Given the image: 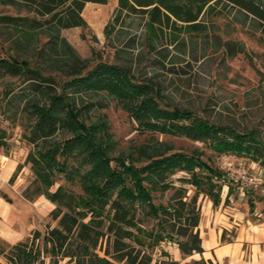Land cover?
I'll use <instances>...</instances> for the list:
<instances>
[{"label":"trees","instance_id":"obj_1","mask_svg":"<svg viewBox=\"0 0 264 264\" xmlns=\"http://www.w3.org/2000/svg\"><path fill=\"white\" fill-rule=\"evenodd\" d=\"M107 1L0 0L16 11L0 15V24L10 27L11 42V55L0 56V77L22 80L16 91L11 82L4 84L0 110L16 116L21 106L26 113L24 139L33 145L26 161L35 175L37 192L55 204L50 213L57 218L56 226L43 234L35 230L32 237L14 245L0 244V256L6 261L0 264H44L46 258L49 264L65 258L73 264H151L148 250L164 240L177 242L183 258L202 252L197 201L202 194L213 206L220 203L222 186L228 183L223 171L204 160L199 148L175 151L162 141L116 155V141L104 115L92 119L90 114L98 104L91 96L99 92L116 99L145 130L199 140L218 155H246L264 165V137L256 129L239 130L209 122L189 108L166 107L164 84L154 75L137 76L125 64L102 60L90 65L91 59L76 53L61 30L87 28L82 16L85 3ZM211 1L118 0L115 12L149 13L144 44L152 51L171 17L185 22L186 31L193 30ZM226 1L257 20L264 34V0ZM111 23L105 26L106 36ZM59 72L65 78L58 79ZM177 172L183 174L171 179ZM60 174L65 184L51 191ZM187 185L193 188L189 199ZM170 188L173 192L166 204L153 201L152 191ZM232 188L229 184V191ZM138 210L155 220V228L141 224ZM177 263L168 257L155 264ZM183 264L208 263L201 256Z\"/></svg>","mask_w":264,"mask_h":264},{"label":"rangeland","instance_id":"obj_2","mask_svg":"<svg viewBox=\"0 0 264 264\" xmlns=\"http://www.w3.org/2000/svg\"><path fill=\"white\" fill-rule=\"evenodd\" d=\"M112 1V0H111ZM189 4V0H182ZM195 20L197 25L193 30L183 29L185 22L177 21L173 17L163 26V32L154 40L157 46L149 51L144 44L149 13L144 11L131 12L124 10L121 14L113 11L104 21V28H97L91 23L92 11L83 10L88 27H70L61 30V36L70 42L80 57L91 59L90 65L102 60L107 63L127 65L133 74L155 76L164 84L166 107L189 108L209 122L230 124L236 129L253 128L264 137V41H262V26L260 23L226 0L209 2ZM90 12V13H89ZM15 14L12 7L0 2V15ZM99 23L97 18H94ZM111 20L109 35L104 33L105 24ZM182 26V27H181ZM174 32L175 39L171 33ZM83 34V35H82ZM43 39V37H41ZM11 55L10 27L0 24V56ZM158 60V62H157ZM58 79L65 78L60 74ZM21 79L12 75L0 77V98L5 83H10L14 91L21 87ZM93 101L98 100L97 106L91 110L92 119L104 115L109 132L116 141L113 153H125L132 147L140 144H153L162 141L171 145L175 151L191 152L193 149L203 151L202 158L211 165L221 168L225 160L232 163L242 162L246 167H251L250 158L246 155L237 157L227 153L218 155L211 151L202 141H194L185 136L164 134L159 131L143 129L133 119L127 110H123L112 96L99 92L91 96ZM1 100V99H0ZM5 103V101L3 102ZM20 105V102H17ZM17 105V107L19 106ZM15 106V110L17 109ZM21 107V106H20ZM18 108L16 116L9 111L0 110V153L18 162L15 167L16 175L9 182L1 177L0 195L5 193L12 202L22 200L30 205L28 214V235L38 230L41 234L52 229L57 224L53 219L51 210L55 204L51 203L43 194L37 192V182L30 163L26 161L27 153L33 145L24 139L26 113ZM259 163V161H257ZM261 164V163H259ZM262 165V164H261ZM183 173L177 172L171 176L175 180ZM62 175L55 179V185L65 184ZM181 182L175 181V185ZM187 199L193 193L189 185ZM80 192L79 187H73ZM230 199L215 206L208 197L199 195L197 204L200 208L199 237L214 229L221 231L228 224V214L225 209L234 207L245 215L240 223L246 225L264 223V185L257 186L246 195L240 194L233 186ZM173 189L166 191H152L155 203L166 204L170 199ZM221 198H225V188L222 187ZM23 221L27 214L22 211ZM137 217L142 219L141 224L147 228H155V220L148 218L138 210ZM233 224V222H232ZM16 226L13 224L12 226ZM25 227V222L23 228ZM26 228H24V231ZM24 239V238H23ZM228 239V238H226ZM206 245H209L207 243ZM101 246H105V240ZM178 248L174 240H164L148 250L152 253L151 264L158 263L162 258H170V252ZM102 254V249H98ZM161 251L167 252L168 255ZM228 252L227 249H224ZM181 253V252H180ZM197 255V254H195ZM198 256L183 258L177 256V264H183ZM2 262H6L2 257ZM44 264H49V258ZM58 264H73L69 258L61 260Z\"/></svg>","mask_w":264,"mask_h":264},{"label":"crops","instance_id":"obj_3","mask_svg":"<svg viewBox=\"0 0 264 264\" xmlns=\"http://www.w3.org/2000/svg\"><path fill=\"white\" fill-rule=\"evenodd\" d=\"M117 3L118 0H108L107 3L87 2L82 9V16L86 21L87 18L83 10L90 9L92 11L91 23L95 24L97 28L102 29L104 28V21L108 18L109 13L113 11ZM94 18H97L99 23H96ZM250 164L251 166H256L259 163L251 160ZM17 166L18 162L14 158L0 153V173L3 179L9 180V182L12 181L14 179H12V176L16 175L14 169ZM222 187L225 188L226 195L225 198H221L219 204L222 202L223 205V201L227 196L228 199L231 198V193L229 192L234 189L232 188L229 191L228 183H224ZM239 193L246 195L250 192L248 190L239 191ZM28 207L30 208V205L22 200L12 202L5 193L0 195V244H4L5 246L14 245L29 236L28 214L26 213ZM22 211L27 214L25 221L21 219ZM225 211L228 214L226 217L229 220V227L224 225L220 232H217L216 229H214L213 233L208 231L202 239V252H195L190 256H198L199 259L202 256L208 264H264V223H257V225L241 224L239 220H241L240 218L243 219L244 212L237 211L234 207H229ZM24 222L25 231L23 228ZM13 224L16 226L15 228L12 227ZM207 243L209 245H206ZM224 249H227L228 252H225ZM170 255L172 258L177 259V256L181 255L179 248L171 251ZM1 259L2 257L0 256V261Z\"/></svg>","mask_w":264,"mask_h":264},{"label":"built area","instance_id":"obj_4","mask_svg":"<svg viewBox=\"0 0 264 264\" xmlns=\"http://www.w3.org/2000/svg\"><path fill=\"white\" fill-rule=\"evenodd\" d=\"M221 170L228 183L238 191H248L264 185V165L256 164V166L246 167L242 162L232 163V161L225 160Z\"/></svg>","mask_w":264,"mask_h":264}]
</instances>
